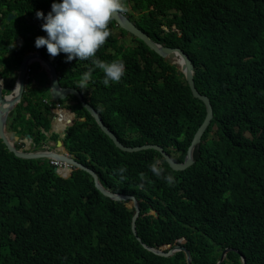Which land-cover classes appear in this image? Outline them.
<instances>
[{
  "label": "trees",
  "instance_id": "1",
  "mask_svg": "<svg viewBox=\"0 0 264 264\" xmlns=\"http://www.w3.org/2000/svg\"><path fill=\"white\" fill-rule=\"evenodd\" d=\"M108 1L155 41L190 55L214 118L195 163L176 171L157 150L116 147L76 96L54 110L30 87L10 128L21 126L40 145L54 112L67 110V149L106 187L136 196L142 240L132 201L105 196L84 169L63 177L49 161L20 158L0 135V264H188L184 251L167 257L144 244L185 246L193 264H217L219 248L232 249L221 264H243L241 255L264 264V0ZM12 11L18 17L0 26V49L14 50L19 34L28 40L25 15L37 13L48 23L36 36L43 49L57 50L63 86L81 91L124 144H159L185 160L207 109L176 64L118 27L95 0H0L5 20ZM19 63L7 62L10 88Z\"/></svg>",
  "mask_w": 264,
  "mask_h": 264
},
{
  "label": "water",
  "instance_id": "2",
  "mask_svg": "<svg viewBox=\"0 0 264 264\" xmlns=\"http://www.w3.org/2000/svg\"><path fill=\"white\" fill-rule=\"evenodd\" d=\"M95 2L100 8H102L105 12L110 14L121 28L125 29L130 34L144 41L151 50L158 53L169 63L176 64L184 74L183 77L187 80L193 95L204 102L207 109L206 117L193 138V141L188 149L185 160L183 162H179L175 160L163 146L158 144H145L140 146H128L124 144L118 138V136L105 124L99 111L85 100L83 94L79 90L73 87H63L61 85L60 76L55 65L51 62L50 59L46 58L44 55H42L39 52L37 53L32 52L24 56L19 68L17 85L15 86V89L12 94L10 95L4 94L3 91L4 87L2 82L0 81V132L7 147L9 148L10 151L14 152L16 156L25 159L56 158L59 160L68 161L74 164L77 168H81L89 172L94 177L96 187L105 196L113 200L132 201L133 206L135 207L136 210L132 220V228L135 235H137V237L139 238V240H142L141 237L138 236V232H137V219L140 216L141 209H140L139 201L136 198V196L116 193L110 190L109 188L104 186V184L99 180L97 173L92 168L86 166L84 163L80 162L77 158L67 156L63 153L56 152L55 150L49 152H29L18 149L15 145V140L12 139V135L14 133L7 132L6 130L8 116L10 112L22 100L24 92L26 90L28 66L32 61L41 58V63L47 67V76L49 78V82L45 85V87L50 89V94L52 95L53 100L54 101L66 100L71 95H74L77 98H79L83 106L95 118L102 131L113 140L114 144L119 149L126 152H139L147 149L157 150L167 160L171 168L176 171L186 170L195 163V159H194L195 148L200 145L204 133L206 132L209 125L211 124L212 119L214 118V107L212 105L210 97L202 94L196 86L195 65L193 64L191 57L181 47H170L155 41L153 38L149 36L147 32L139 28L132 20H130L129 17L124 14V12L117 10L107 0H95ZM14 17H15L14 14H10L8 19L10 20ZM59 119L61 120L62 118L60 117ZM71 122H72L71 119H69L65 121V125L66 126L70 125ZM62 134H65V129L62 130ZM27 135L28 137H31L30 134ZM15 137L16 139L19 138V136H15ZM58 146H63L62 140L58 141ZM144 246L156 254L167 257L174 255L177 251L183 250L186 252L187 262L189 264H193L191 253L186 247L175 246L174 248H171L169 251H162L150 247L146 244H144Z\"/></svg>",
  "mask_w": 264,
  "mask_h": 264
},
{
  "label": "clouds",
  "instance_id": "3",
  "mask_svg": "<svg viewBox=\"0 0 264 264\" xmlns=\"http://www.w3.org/2000/svg\"><path fill=\"white\" fill-rule=\"evenodd\" d=\"M16 2V0H13ZM108 1V0H107ZM109 2V1H108ZM110 3V2H109ZM111 4V3H110ZM112 5V4H111ZM113 6V5H112ZM114 7V6H113ZM116 8V7H115ZM4 10L7 9V5L3 8ZM102 9V8H101ZM117 9V8H116ZM103 10V9H102ZM118 10V9H117ZM121 11V10H119ZM103 12H105L103 10ZM123 12V11H122ZM107 13V12H105ZM10 14H14L15 17L12 18V19H8L9 15ZM124 14L127 16V14L124 12ZM110 15V14H109ZM3 13L0 12V26L2 29L5 30L6 28V25L7 23H10L12 20L16 19L18 17V13L16 11H12L8 14V17L7 19L5 20V18L3 17ZM3 17V18H1ZM25 19L27 20V23L31 26V31L28 32V37L29 39L28 40H24L22 39V34H19L21 36V40L20 41H17L16 44H14V50H11V57H6L5 55V52H8V50H4L3 49H0V81L2 82L3 84V91H4V94L5 95H10L13 93L14 89H15V86L17 85V78H18V74H19V68H20V65L22 63V60L24 58V56L26 54H29V53H41L42 55H44L46 58L50 59L51 62L55 65L58 73H59V76H60V83H61V73L60 71L58 70L57 66H56V62H55V56H56V53H57V50L53 47V46H48V49L45 50L42 48V45H43V40L42 38L38 36H36V33L38 34L39 32H41L44 28L45 25H47V21L42 18V17H39L37 15V13H34L32 15H25ZM130 19V18H129ZM131 20V19H130ZM134 22V21H133ZM135 23V22H134ZM136 24V23H135ZM33 25H35L36 27L34 28ZM118 27H120L118 24H117ZM30 33V35H29ZM129 33V32H128ZM130 34V33H129ZM132 35V34H130ZM30 37H33V38H30ZM15 40V39H14ZM32 41V42H31ZM31 42V43H30ZM165 45V44H164ZM40 48V49H39ZM51 52L52 56L47 57V54H45L43 51H49ZM9 53V52H8ZM188 54V53H187ZM189 55V54H188ZM190 56V55H189ZM17 58H20V63L19 65L17 66V68H14L16 69V79H15V82H14V85L10 88V86H8V83H7V78H8V81L10 79V76L7 75V70H6V67L4 66L5 64H7L8 61H10L12 63V65H15V61L17 60ZM35 62H38V66H37V69L39 68V65H40V71H41V74L42 76L46 77L47 78V81L42 84V83H38L35 81L34 79V76H33V72L36 71L34 70L33 66H34V63ZM193 62V61H192ZM194 64V63H193ZM4 67H3V66ZM178 69L181 71V69L178 67ZM195 71H196V68H195ZM4 72V74L2 73ZM182 72V71H181ZM184 75V74H183ZM196 75V74H195ZM184 78V77H183ZM185 79V78H184ZM186 80V79H185ZM49 82V78L47 76V67L45 65H43L41 63V58H38L34 61H32L29 66H28V69H27V85H26V90L24 92V94L29 90L30 87L32 88H36V89H39V91H42L41 89H45V85ZM62 85V84H61ZM63 86V85H62ZM63 87H70V86H63ZM74 88V87H73ZM77 89V88H76ZM7 90H10V92H7ZM50 90V89H49ZM78 90V89H77ZM81 92V91H80ZM50 93V91H49ZM82 93V92H81ZM51 95V94H50ZM74 96V95H73ZM84 96V95H83ZM207 96V95H206ZM24 97V95H23ZM43 97V101L46 105H48L50 108H54V110H58V109H65L67 108L66 106L71 104V102L66 99V100H63V101H66L65 103H61L62 100H59V101H54L53 98H52V95H51V99H47L44 95H42ZM70 97V96H69ZM209 97V96H208ZM85 98V97H84ZM23 99V98H22ZM79 99V98H78ZM22 101V100H21ZM21 101L18 103V105L21 103ZM81 102V101H80ZM82 103V102H81ZM17 105V106H18ZM17 106L10 112V114L17 108ZM67 111V110H66ZM54 112V115L52 117V121H51V127L49 129V131H46V135H47V139L45 140V142L41 143L40 145H38L35 141V134L33 133H23L21 132L22 130V127L19 126L18 129H12L10 128V125H9V117H10V114L8 116V120H7V124H6V130L7 132H13L14 134L12 135V139L15 140V145L18 149L20 150H25V151H29V152H49V151H56V152H60V153H63L67 156H70V157H74V158H77L76 154H73L72 152H70L66 145H65V138H66V135H67V128L72 124L70 125H65V121L71 119V121L73 120V117H69V116H65V112ZM100 113V112H99ZM62 118L61 120L59 118ZM30 118V113L28 112L27 113V119ZM83 120L85 119V117L82 118ZM95 119V118H94ZM97 122V121H96ZM58 123H62L63 124V127L61 129H57L56 128V124ZM65 129V134H62V130ZM27 134H30L31 137H28ZM54 134H57L58 138L55 140V139H52V136ZM0 135H1V132H0ZM15 136H19L18 139H16ZM2 138V136H1ZM3 140V138H2ZM55 142V147L51 146L50 143L52 141ZM62 140L63 142V146H58V141ZM4 142V140H3ZM202 142V141H201ZM5 143V142H4ZM6 144V143H5ZM152 144V143H150ZM145 145V144H144ZM159 145V144H158ZM7 146V145H6ZM117 147V146H116ZM121 150V149H120ZM126 152V151H125ZM169 153V152H168ZM170 154V153H169ZM171 155V154H170ZM163 156V155H162ZM172 156V155H171ZM40 159H43V158H40ZM195 159V158H194ZM44 160H48L50 162V164H52L54 167H56L61 173V175L63 177H69L72 175L73 171L77 168L74 164L68 162V161H65V160H59V159H56V158H45ZM67 164V166L65 167L64 165ZM91 168V167H90ZM96 173L97 171L92 168ZM98 177H99V174L97 173ZM93 177V176H92ZM94 178V177H93ZM99 180L101 181L100 177H99ZM95 181V180H94ZM102 182V181H101ZM103 183V182H102ZM105 186V185H104ZM109 188V187H107ZM110 190H112L111 188H109ZM113 191V190H112ZM115 192V191H114ZM118 193V192H116ZM122 194V193H121ZM126 195V194H125ZM127 195H132V194H127ZM140 205V204H139ZM135 208V207H134ZM136 211V210H135ZM135 214V213H134ZM134 216V215H133ZM138 220V219H137ZM138 232V231H137ZM137 236V235H136ZM140 237V236H139ZM138 238V237H137ZM139 239V238H138ZM147 245V244H146ZM149 246V245H148ZM176 246H180V245H176ZM151 247V246H150ZM185 247V246H183ZM154 248V247H153ZM174 248V247H173ZM187 248V247H186ZM157 249V248H156ZM188 249V248H187ZM161 250V249H159ZM189 250V249H188ZM232 250L231 248H226L224 250H221V248L218 249L219 252H221V257L219 259V261L217 262V264H221L222 262H224V260L226 259L227 257V254L228 252ZM164 251V250H162ZM180 251H183V250H180ZM226 251V252H225ZM178 252V251H177ZM185 252V251H184ZM186 253V252H185ZM191 253V252H190ZM224 254V256H223ZM187 257V256H186ZM192 257V256H191ZM241 259H242V263L243 264H247V259H246V256L245 255H241ZM193 262V260H192ZM189 264V263H188Z\"/></svg>",
  "mask_w": 264,
  "mask_h": 264
},
{
  "label": "rangeland",
  "instance_id": "4",
  "mask_svg": "<svg viewBox=\"0 0 264 264\" xmlns=\"http://www.w3.org/2000/svg\"><path fill=\"white\" fill-rule=\"evenodd\" d=\"M33 27L35 28L36 26L35 25H33ZM17 33V32H16ZM15 33V34H16ZM119 33V30H115V34H118ZM120 34V33H119ZM131 36L128 34V35H125V38L124 39H128L126 42L127 43H130L131 41V38H130ZM21 40V36L19 35L18 37H16L15 38V40L13 41V43L14 44H16V42L17 41H20ZM32 42V41H31ZM30 42V43H31ZM8 50V52H5L4 50ZM3 51L5 52V55H6V57H11V50H10V48H9V46L7 45V44H4V47H3ZM38 62H35L34 63V66H33V68H34V70H36L37 69V66H38ZM6 68H7V66H8V64H5L4 65ZM3 74H4V72H2ZM33 76H34V79H35V81L36 82H38V83H42V84H44L46 81H47V78L44 76H42V74H41V71H40V65H39V68L36 70V71H34L33 72ZM42 91H39V94L38 95H44L47 99H51V95H50V93H49V88H45L44 90L43 89H41ZM52 141V140H51ZM50 145L51 146H53V147H55V142L54 141H52L51 143H50ZM46 161H48V160H46Z\"/></svg>",
  "mask_w": 264,
  "mask_h": 264
},
{
  "label": "flooded vegetation",
  "instance_id": "5",
  "mask_svg": "<svg viewBox=\"0 0 264 264\" xmlns=\"http://www.w3.org/2000/svg\"><path fill=\"white\" fill-rule=\"evenodd\" d=\"M40 49V48H39ZM45 54H47V57H49L50 58V56H52V54H51V52H50V50L49 51H43ZM3 66V65H2ZM4 67V66H3Z\"/></svg>",
  "mask_w": 264,
  "mask_h": 264
},
{
  "label": "built area",
  "instance_id": "6",
  "mask_svg": "<svg viewBox=\"0 0 264 264\" xmlns=\"http://www.w3.org/2000/svg\"><path fill=\"white\" fill-rule=\"evenodd\" d=\"M65 167L67 166V164L64 165Z\"/></svg>",
  "mask_w": 264,
  "mask_h": 264
}]
</instances>
